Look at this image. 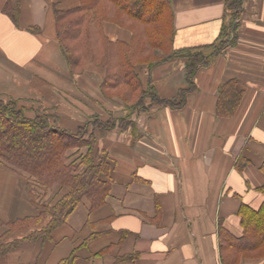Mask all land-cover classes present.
<instances>
[{
	"label": "crops",
	"instance_id": "1",
	"mask_svg": "<svg viewBox=\"0 0 264 264\" xmlns=\"http://www.w3.org/2000/svg\"><path fill=\"white\" fill-rule=\"evenodd\" d=\"M56 2L20 0L17 21L0 11V98L17 99L28 116L38 102L75 129L127 107L104 96L103 68L71 71L57 38ZM228 2L172 0L174 49L215 42L231 16ZM59 3L67 9L79 0ZM242 9L234 41L199 67L182 106L153 101L139 124L94 129L95 152L104 149L113 162L105 203L92 207L83 198L47 237L20 242L0 264H66L74 255L69 264H264L227 245L230 235L243 236L241 205L259 208L264 200V0H244ZM104 26L110 39L131 41L130 29ZM187 60L174 55L151 72L144 67L142 77L161 97L175 98L188 86ZM228 81L240 94L230 104L221 95ZM220 104L234 111L221 113ZM39 214L21 174L1 164V230Z\"/></svg>",
	"mask_w": 264,
	"mask_h": 264
},
{
	"label": "trees",
	"instance_id": "2",
	"mask_svg": "<svg viewBox=\"0 0 264 264\" xmlns=\"http://www.w3.org/2000/svg\"><path fill=\"white\" fill-rule=\"evenodd\" d=\"M60 1L54 6L57 38L71 71L80 73L90 64L103 68L105 77L101 87L104 96L118 98L129 107L142 102L148 95L154 101L182 106L186 94L194 88L199 67L207 65L229 41L222 40L225 23L215 42L200 48L175 50L172 0H79L77 6L67 9L59 7ZM243 1L229 0L231 13H237ZM19 3L20 0H0V11L17 21ZM106 21L130 29L131 41L110 39L104 27ZM30 29L38 30L37 26ZM182 54L188 57V86L180 89L175 98H163L150 76L148 83L144 80L142 70L147 67L151 72L154 66ZM223 90L226 103H233L240 97L233 92L231 81L224 84L221 95ZM25 111L24 104L17 99L0 98V164L10 166L26 178L30 199L40 214L2 226L0 255L22 241L47 237L67 220L85 197L92 207L104 204L112 183L113 162L109 154L104 149L94 150V129L112 127V116L103 119L95 116L71 129L64 125L59 113L38 108L36 115L28 116ZM219 111L231 113L234 110L220 104ZM84 145L89 146L85 152L71 151ZM261 169L264 172V161ZM51 188L56 189L53 198L44 199ZM260 189L264 194V184ZM239 212L243 236L234 238L230 235L227 245L245 255L264 258V200L259 208L242 204ZM74 256L64 262L71 263Z\"/></svg>",
	"mask_w": 264,
	"mask_h": 264
},
{
	"label": "rangeland",
	"instance_id": "3",
	"mask_svg": "<svg viewBox=\"0 0 264 264\" xmlns=\"http://www.w3.org/2000/svg\"><path fill=\"white\" fill-rule=\"evenodd\" d=\"M238 12L237 13H231V16L229 17V19L226 22V32L224 33L222 40L224 39H229V41L227 40L226 43L223 44V46L228 45L229 43L233 42L235 39V30H236V26L238 25V23L241 20V16H242V6L241 8L237 9ZM232 12V10H231ZM235 14H238L236 17L233 18V16ZM107 22H111V21H107ZM105 23V22H104ZM114 23V22H113ZM117 24V23H115ZM119 25V24H118ZM105 27V26H104ZM220 42V41H219ZM222 46V47H223ZM116 100L118 102H121L120 99L116 98ZM154 100L150 97V95L146 96L142 102L137 103L136 105L129 107L126 106L127 108L124 110L119 109V110H113L112 111V115L114 118V124H117L118 126H125L127 127L128 125H131L133 123H138L139 124V118L141 117V113L145 112V113H149L150 112V104L151 102H153ZM27 105H30V103H27ZM32 105L36 106L37 109H43V107L38 103H32ZM14 135V137L16 136L14 133H12ZM88 135V134H87ZM88 145H84L82 147H75L73 148L71 151L74 152L76 150H78V152H85L88 150ZM80 148V149H79ZM102 150V149H101ZM1 165V164H0ZM22 176V179L24 180V182L27 184L26 178ZM33 185V184H32ZM35 186V185H34ZM28 187V186H27ZM33 187V186H32ZM50 199V197L45 196L44 199ZM1 229V228H0Z\"/></svg>",
	"mask_w": 264,
	"mask_h": 264
}]
</instances>
